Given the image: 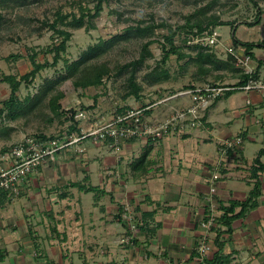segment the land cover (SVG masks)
Listing matches in <instances>:
<instances>
[{
    "label": "crops",
    "instance_id": "0c3cea01",
    "mask_svg": "<svg viewBox=\"0 0 264 264\" xmlns=\"http://www.w3.org/2000/svg\"><path fill=\"white\" fill-rule=\"evenodd\" d=\"M238 28L237 36L250 41ZM251 63L264 81V48L253 50ZM239 91L213 102L194 128L158 141H127L120 152L90 145L66 167L62 160L71 152H61L18 200L8 203L1 194L0 264H209L215 256L216 264H264V171L257 204L231 222L232 230L220 221L223 206L249 196L251 166L264 149V96ZM173 102L151 119L172 113L179 107ZM240 133L236 152L225 153L218 140ZM148 145L147 173L133 170ZM204 244L209 249L202 253Z\"/></svg>",
    "mask_w": 264,
    "mask_h": 264
},
{
    "label": "rangeland",
    "instance_id": "374dc122",
    "mask_svg": "<svg viewBox=\"0 0 264 264\" xmlns=\"http://www.w3.org/2000/svg\"><path fill=\"white\" fill-rule=\"evenodd\" d=\"M256 1L258 6L264 9V0ZM96 3L97 0H24V2L22 0H5L1 4L0 11L3 19L0 21V109L3 107V101L8 99L11 94L9 84L2 81V77L4 74L10 73L20 76L32 68L27 55L29 49H35V51L39 52V61L53 60L52 53L41 52V50L51 45L53 41H57L59 37L53 34V30L45 26L43 21L55 19L56 12L59 9L62 10L63 14H78L79 4L93 8ZM200 8H205L209 11V14L219 15L223 21L232 22L234 25H237L240 37H247L246 39L250 41L264 38V13L261 15L263 21L260 25L252 27L247 25L248 22L255 19L258 10L251 0H107L104 2V9L101 15L94 21L95 28L86 29L85 26L81 28L67 26L73 34L68 42V48L63 54V59L56 66H48L41 70L33 82H23L19 96L22 99L27 95L32 96L50 85L49 83L52 81H55L54 89L52 87L50 93L60 91L65 94L59 101L65 112L71 109L76 111L82 110L83 106L92 105L97 98L95 108L85 110L87 118L78 119L79 128L84 127L83 130L86 131L92 129L96 122L100 123V120L112 118L115 111L124 106L142 107L149 105L155 111L165 103L176 106L173 100L179 102V107L189 104L191 99L188 96L179 97L178 99L174 97L169 98L174 92L178 93L179 90L186 89L189 85L204 83L232 84L237 77L236 72L219 70L202 76L193 62L190 61V56L178 59L177 55H171L165 65L171 73L169 80L151 84L145 78V74L154 68L163 56V50L159 42H154L150 46L153 55L147 58L145 64L137 72V79L143 85L141 98H135L132 95L125 98L128 90L127 82L130 70L123 71L118 75L106 76L103 84L85 88L74 85L75 77L67 79H62L61 77L62 75H68L69 63L78 60L84 50L90 45L97 44L100 39H109L116 34L123 33L126 27L135 25L140 20L151 22L152 18H154L155 22L165 21L171 25L170 27L173 30H177L178 26L186 23L189 15L196 13ZM64 26L61 25V27ZM230 28L231 25H222L215 27L213 30V32L215 31L220 35L217 45L213 46L219 58H226L228 55L226 47L230 46L232 42ZM169 30L170 28L168 27L158 28L152 37L163 41V34H167ZM208 32L206 31L203 36L196 37L192 33H188L187 29H178L175 42L183 48V51L194 56L196 52L193 49L195 44L204 42L203 37L207 36ZM185 38H187V41H185ZM144 41L141 39L121 40L98 61L105 62L113 70L114 74L119 65L140 56ZM11 54H21L22 57L8 61L7 57ZM187 61H189L188 65L185 63ZM184 66L185 69L183 68ZM164 98L169 99L161 101ZM48 101L49 98H46L40 108L31 114L22 115L18 119H10L5 116V113L2 114L0 117V168L8 162L16 144L35 137L34 134L42 132L46 135L58 137L68 131V127L72 121L53 117L48 106ZM159 101L161 103H157ZM170 114H165V117ZM151 118L150 115L149 117L147 116V120L150 122L159 121V117H157L158 120ZM163 119L165 120V118H161V120ZM6 128H9V131H5ZM177 133H180V131L173 134ZM225 140L228 139H219L218 141L223 146ZM85 142L86 150H88V146L90 145L98 149H107L103 147L104 144H102L100 139L90 138L89 140H85ZM81 149L82 147L75 145L65 150L71 152V154L65 157L66 160H62L63 166L66 167L71 162L73 155L76 157V155L81 154L80 156H82L86 150L78 153V150L81 151ZM223 151L225 152V149ZM106 152L110 155H114L115 153L109 150ZM84 155L86 156L87 153ZM94 156L95 154L92 155V158ZM98 159L105 161L103 157ZM133 160H136V158ZM26 183V186L23 185L21 190L28 189L29 181ZM76 192H79V187L76 188ZM20 195L21 193L18 196H9L8 203L18 200Z\"/></svg>",
    "mask_w": 264,
    "mask_h": 264
},
{
    "label": "trees",
    "instance_id": "16d2710c",
    "mask_svg": "<svg viewBox=\"0 0 264 264\" xmlns=\"http://www.w3.org/2000/svg\"><path fill=\"white\" fill-rule=\"evenodd\" d=\"M5 0H0V6ZM21 1V0H17ZM107 0H97V3L93 8H89L88 6H83L79 4V13H73V14H63L62 10L59 9L56 12V18L52 21H43V24L45 26H48L49 29L53 30V34L58 35V40L53 41L51 45L41 50V52L45 53H52L53 54V60H45V61H39L38 59V51H35V49H29L28 52V59L30 60L32 68L26 72L23 75L17 76L14 73L10 74H4L2 77V81L9 84L11 88V94L8 99L3 101V107L0 109V117L3 113H5L6 117H9L10 119H18L20 116L25 114H31L36 109L40 108L42 103L46 98H49L48 106L50 108L51 113L53 114V117L57 119L64 120H70L72 123L68 127V132L72 131H79V120L76 118V115L85 110H89L92 108H95L97 104V98L95 99L94 103L90 106H83L82 110L76 111V110H69L64 111L62 108V105L59 103V101L64 97V93L58 91L56 93H50L52 90V87L54 89V82L52 81L49 83L47 87L44 89L39 90L34 95H27L24 99H22L19 96V91L21 88V85L23 82L31 83L35 79L36 75L43 69H45L48 66H56L58 62L63 59V54L66 52L68 48V42L72 37V31L68 29L67 26L72 28H81L84 27L86 29L95 28V19L98 18L103 9H104V2ZM258 8L257 13L255 15V19L251 22H248L247 25L249 27L259 25L261 23V15L264 13V9L258 6L256 0H251ZM24 2V0H22ZM80 3V2H79ZM198 15V16H197ZM70 18V20H68ZM3 16L0 11V21H2ZM61 25H65L64 27H61ZM222 25H231V36H232V43L231 45L236 48H243L244 52L249 55H253V50L255 48H264V39L261 41H246L240 39L237 34V25H234L232 22H226L221 20L219 15L216 14H209V11L205 8H200L196 11V13L189 15L187 17L186 23L183 25L178 26V29H187L188 33H192L193 36L200 37L205 34L206 31H209L207 35L212 34L213 30L217 26ZM171 25L164 22H155L154 18L151 19V22H145L143 20H140L135 25H130L125 28V31L120 34H116L112 36L109 39H100V41L97 44L90 45L86 50L83 51L81 56L78 58V60L73 61L68 64V75H62L63 78H69V77H75L74 79V85L78 87H91V86H98L104 83V78L111 75H118L122 73L123 71L130 70V75L128 76V82H127V94L125 96H134L135 98H141V91L143 89V85L138 81L137 79V72L138 70L145 64L147 58L151 57L152 51L150 49V46L154 42H159L161 44V48L163 50V56L159 63L152 68L150 71H148L145 74V78L148 79V81L151 84L160 83L166 80H169L171 77L170 70L165 67L167 61L170 59L171 55H177L178 59L185 58L186 56H190L193 64L196 66L198 72L200 75L205 76L209 73H212L213 71H221V70H228V71H234L237 73V77L239 78V81L234 84H224L227 86H232L233 89H229L226 91L223 95H220L218 98H216L215 101L218 99L224 97V96H230L233 93H236L239 90H243L242 87L245 86L250 80H259V74L257 70H253L251 73L246 72L243 68L237 67L235 65L236 63V57L228 53L226 58H219L217 53L214 51L212 45H205L202 43L195 44L194 50L195 55L192 56L189 53L183 51V48L179 46L175 42V36L178 32L177 30H173ZM161 27H168L170 28L169 32L167 34H163V41H159L155 39L154 33L156 29ZM130 39H141L145 40L142 43L140 56L134 60H131L129 62H126L122 65H119V67L116 70V73L113 74V70L106 65L105 62H99L98 60L108 51L110 50L117 42L121 40H130ZM185 41H187V38H185ZM21 54H11L7 57L9 60H15L21 58ZM67 61V60H66ZM186 65L189 64V61L185 62ZM185 69V66L183 67ZM212 84V83H210ZM220 84V83H217ZM216 83H213L212 85H217ZM193 85H189L188 87H192ZM180 91V90H179ZM177 92V91H176ZM175 93V92H174ZM173 93V94H174ZM172 94V95H173ZM97 97V96H96ZM214 101V102H215ZM161 103V102H160ZM210 106H208L209 108ZM132 107L130 106H124L115 111L114 115L117 114H125L129 109ZM142 108H146L144 110L143 115H141V118H144L149 116L151 112L153 111L149 105L142 106ZM148 109V110H147ZM207 109V108H206ZM205 116L201 118V121L204 122ZM52 120V119H51ZM9 131V128L5 131ZM243 134H239L238 136H242ZM37 138H55V135H46L42 132L38 134H34ZM137 135L130 137V139L126 140L131 141L134 139H138ZM161 139V138H160ZM152 141H158L153 140L152 138L147 139V142ZM105 145V144H104ZM106 146V145H105ZM150 147L147 146V148L143 151V153L140 155L138 159L133 161L132 168L136 171H141L147 173L148 166L151 164V160H149L148 156L150 153ZM236 147H228L227 153L232 155L234 152H236ZM65 150L60 151L64 152ZM264 154V149H261L259 151L258 156L254 159V162L251 166V176L255 179L254 187L250 191L249 196L246 198V200L243 201H232L230 206H223L224 213L220 217V221L224 223L229 230H232L231 222L240 216H243L249 209L254 207L257 204V198L261 194V179H260V173L264 171V163L261 161V156ZM25 185V183H23ZM79 187H83L87 190H92L95 188V186L92 185H86L81 184L79 182ZM23 190H21L22 193ZM8 194V191H2L0 195ZM9 196V195H8ZM240 206V210L236 212V208ZM155 212H149L148 215L153 216ZM220 238L221 234H217L216 242L220 244ZM221 245V244H220ZM5 253L3 251H0V260H4ZM209 264H216L217 263V257L215 256L212 260L208 261Z\"/></svg>",
    "mask_w": 264,
    "mask_h": 264
},
{
    "label": "built area",
    "instance_id": "2783aa9c",
    "mask_svg": "<svg viewBox=\"0 0 264 264\" xmlns=\"http://www.w3.org/2000/svg\"><path fill=\"white\" fill-rule=\"evenodd\" d=\"M219 36L214 31L212 34L203 37L204 42L202 43L212 46L217 45ZM226 51L236 57L237 67L243 68L249 73L254 70L251 63L252 56L246 54L243 48L227 46ZM229 89H233V87L224 84L204 83L180 90L178 93L169 96V98L188 96L191 101L189 104L173 109L172 113L165 117V120L160 119L156 122H150L146 117L141 118L146 108L132 107L125 114L113 115L110 119L100 120V123L96 122L92 128L94 130L85 131L82 127L79 131L73 133L66 131L58 137L55 136V138L32 137L23 140V142L16 144L8 162L0 168V193L8 191L9 196H18L21 193L23 183L39 176L45 163L57 160L60 151L67 150L71 146L82 147L81 151L78 150V153L84 152L86 150L85 143L87 142L85 140L90 138L100 139L102 144H105L109 149L119 152L126 140L135 135L140 138L159 140L169 134L194 128L202 123L201 118L204 116L206 108ZM242 89L246 91L258 90L264 96V81L252 79ZM167 99L164 98L161 101ZM76 118H87V114L85 111H81L76 115ZM242 142L243 138L241 136L225 140L223 149L226 152L228 147L233 148ZM214 177L219 178V175L215 174ZM208 249L209 246L204 244L200 247V252L205 253Z\"/></svg>",
    "mask_w": 264,
    "mask_h": 264
},
{
    "label": "clouds",
    "instance_id": "9594fccd",
    "mask_svg": "<svg viewBox=\"0 0 264 264\" xmlns=\"http://www.w3.org/2000/svg\"><path fill=\"white\" fill-rule=\"evenodd\" d=\"M169 99V98H168ZM166 101V100H165Z\"/></svg>",
    "mask_w": 264,
    "mask_h": 264
}]
</instances>
